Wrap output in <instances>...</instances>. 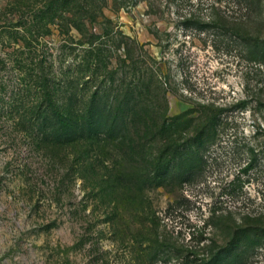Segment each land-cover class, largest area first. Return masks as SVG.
Returning <instances> with one entry per match:
<instances>
[{
    "label": "rangeland",
    "instance_id": "374dc122",
    "mask_svg": "<svg viewBox=\"0 0 264 264\" xmlns=\"http://www.w3.org/2000/svg\"><path fill=\"white\" fill-rule=\"evenodd\" d=\"M10 1L0 0V264H264V232L225 254L226 226L264 212V0H109L108 21L89 25L111 49L109 71L130 62L128 45L140 70L169 88L171 115L213 110L220 119L202 174L149 188L147 204L136 187L112 182L110 172L128 166L109 143L41 142L24 112L42 95L31 68L52 65L58 86L89 81L88 93L104 67L80 73L81 33L44 34L40 6L26 18Z\"/></svg>",
    "mask_w": 264,
    "mask_h": 264
},
{
    "label": "trees",
    "instance_id": "16d2710c",
    "mask_svg": "<svg viewBox=\"0 0 264 264\" xmlns=\"http://www.w3.org/2000/svg\"><path fill=\"white\" fill-rule=\"evenodd\" d=\"M108 3L109 0H11L8 3L10 13L20 12L23 16L34 5L40 6L42 17L36 16L41 19L36 24L40 27L45 21L44 34L51 32L52 27H61L66 34L71 29L78 30L82 36L78 44L82 49L79 67L84 68L80 73L86 70L84 73L94 75L104 67V73L101 71L100 74L102 81L94 85V89L88 86V93H85V85L89 81L78 79L74 81L76 85L66 86L65 82L58 86L50 75L52 65L44 67L48 72L43 68L41 75L31 68L36 78L34 86L42 95L39 102L28 105L24 112L29 114L26 119L33 129L42 133L40 138L44 144L87 143L90 150L98 144L106 147L109 143L116 157L121 158L118 164L128 166V170L120 174L110 172L114 177L112 182L122 181L125 187H136L147 204L145 197L149 188L191 182L202 174L205 147L213 142L220 119L213 110L198 111L197 116L193 112L171 115L169 88L157 72L140 70L134 61L135 51L128 45L125 50L130 62L127 63V58L119 59L120 67L108 70L109 55L113 57L111 49L106 41H98L100 36L89 28L99 19L108 21L104 13ZM21 25L25 26L26 32L32 33L30 21H23ZM34 26L37 32L39 27ZM110 32L106 30V34ZM27 45L32 46L29 42ZM126 67L132 71L131 76ZM17 68L25 67L18 63ZM119 71L121 74L116 75ZM249 165L242 171H247ZM257 213H242L239 220L234 219L226 226L229 235L234 232L225 254H230L236 247H251L254 237L264 234H259L264 232V212Z\"/></svg>",
    "mask_w": 264,
    "mask_h": 264
}]
</instances>
